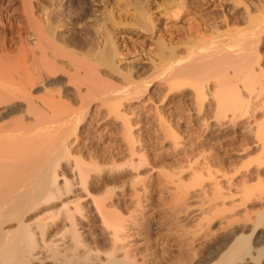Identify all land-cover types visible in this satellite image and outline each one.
<instances>
[{
	"label": "bare ground",
	"instance_id": "1",
	"mask_svg": "<svg viewBox=\"0 0 264 264\" xmlns=\"http://www.w3.org/2000/svg\"><path fill=\"white\" fill-rule=\"evenodd\" d=\"M3 1L0 0V264H48L50 261L53 262L51 264H175L181 261L184 256L180 252L168 256L164 244L155 240L153 248L156 250L153 253L138 252V244H135L133 237L138 227L135 216L138 207L142 206L140 201L138 205L131 196L135 201L126 217L122 211L123 202H113L114 190L104 189V196H93L90 192L101 183H96L99 179L90 182L93 178L91 173L104 172V165H109L107 169L113 175L124 166L133 172L147 167L148 164H145L149 161L141 148L142 139L138 137L140 129L137 122L141 113L136 111V106L140 107V104L133 106V103H141L142 98L151 95L149 88L154 82L162 87L157 96L158 100L162 98V102L168 92L187 85L196 91L194 94L199 105L204 98L206 100V95H211L215 103V114L212 115L222 118L229 113L230 119L226 118L232 123L237 113H245L254 102L263 109L262 119L252 116L249 118L253 120L248 119L243 124L247 134L253 132L255 135L257 143L254 144L260 155L252 159L255 152L250 145L244 144V148H238L236 156H243L245 160L240 162L238 170L232 166L234 170L229 178L224 166L226 159L220 157L216 160L220 178L229 179V183L225 186L217 182V196L215 193L213 201L218 202L223 215L227 211L238 218L236 209H244L240 220H233L232 215L229 224L242 222V225L221 241L214 254H210L214 262L210 260L211 264H264V186L260 178L262 173L259 172L264 166V58L259 50L264 44V0H256V5L249 0H229V4L234 6L232 12H209L210 15L207 13L205 16H199L198 11L193 12V19L198 17L197 22L196 19L190 22L186 18L187 28L175 25L182 22L184 25L183 19L189 15L193 4L198 3L202 9L209 8L215 0H121L123 6L117 0H59L61 6L58 11L46 7L47 10L44 13L41 11L43 15L40 17L35 15V10H41L47 2L20 0L22 25L14 24L7 17V7H2ZM218 1L220 3L221 0ZM6 2L10 3L11 0ZM152 10L154 12H150ZM233 15L240 18L231 23ZM164 19L169 20L172 26L167 30L166 26L165 29L162 27L161 31L159 24ZM92 21L101 23H95L96 26L92 23L91 26ZM216 23H220V26H213ZM236 24L244 27L237 30ZM94 26L96 30H93ZM220 27L225 30L221 31ZM137 28L147 35L143 44L156 45L155 53L152 52L154 55L147 53L150 58L154 57L151 60L145 55L148 63L141 67L138 65L139 68L133 64L135 61L121 67L118 65L121 55L116 37ZM157 33L160 35L155 40ZM23 35L32 40L22 38ZM15 37L19 38L21 46L15 42ZM24 39L25 47L21 48ZM174 40L177 42L173 43ZM239 77L244 79L241 83ZM245 79L254 82L247 85ZM238 82L242 85L239 90H243L245 84L249 87L245 86L244 89L245 93L249 91V96L256 86L263 87H257L261 92L254 89V94L257 93L253 96L256 99L261 96L260 101H253L252 96L239 98L242 94L238 90L240 86L236 85ZM209 83H213L214 88L211 94L208 89L209 93L205 95ZM225 99L229 102L224 103ZM131 103L135 109L131 108ZM165 105L160 110L167 107ZM253 108L249 107L251 110ZM200 110L198 106L196 112ZM155 113H158L160 124L164 123L162 112ZM111 133L119 138L112 144L120 140L123 146L113 148L112 144L111 147L104 144ZM104 137L108 139L102 140ZM118 160L123 163L119 164ZM231 162L229 164L232 165L235 161ZM65 166L69 177L67 172L65 174ZM239 167L244 169V176L241 169L239 176H243V181L242 177L237 178L236 186L232 179L240 172ZM104 177L100 180H106ZM137 177L135 175V180L130 179L132 184L141 179L139 184L143 186L144 180ZM255 177L259 181L258 187L248 188L245 185L243 188L242 185L239 193H232L231 187H238L241 181L250 184ZM148 186L151 187V184ZM147 188L145 184L140 190L149 194ZM136 190L140 196V190ZM133 193L136 194L135 191ZM82 194L84 197L80 196ZM147 194L146 197L151 193ZM143 197L146 198L145 195ZM257 197L263 200L260 201L263 206L257 209L250 205L249 208L247 205L253 203L252 198ZM89 205L109 239V249L104 252L93 251L83 232V220H87L83 213ZM249 211H254L253 215ZM175 212L178 217V212ZM175 218L172 217L176 223L179 218ZM171 259L173 261L170 262Z\"/></svg>",
	"mask_w": 264,
	"mask_h": 264
},
{
	"label": "rangeland",
	"instance_id": "2",
	"mask_svg": "<svg viewBox=\"0 0 264 264\" xmlns=\"http://www.w3.org/2000/svg\"><path fill=\"white\" fill-rule=\"evenodd\" d=\"M43 1L47 2V4H45L46 6L44 5V8H41V10L39 8H36L35 15H37V17H40V15H43V13L47 10L46 7L48 9L52 8V9H56L58 11L60 6H61V3L59 0H43ZM196 1H198V0H196ZM217 1L218 0H215V2H213V5L211 7H209V8L203 7V9L198 3L193 4V6L196 8L192 7L190 9L191 13L189 12L188 13L189 15L183 19L184 25L182 22V23L176 24L175 27L183 26L184 28H187V27H185V26H188L187 25L188 22H187L186 18L190 22H192L193 20L196 19V22H197V18H198L197 16H196L197 18L195 17V19H193L194 13L196 11H198L197 13H199V16H202L203 14H204L203 16H205V15H207V13L209 15L212 12L220 14L223 11H225V12L231 11L232 12V10H234V9H232L234 6L229 4L230 3L229 0H227L228 2L225 0L226 1L225 5H224V2H225L224 0H221V1H224L222 3H221V1H220V3H218L219 1L218 2ZM245 1H248V0H245ZM249 1H251V2L253 1L252 3L255 5L257 4L256 0H249ZM116 2L121 3V0L120 1L117 0ZM164 2H165V4L168 3L166 1H164ZM48 3H50V4H48ZM51 3H53V4H51ZM123 4L124 3H121V6H123ZM218 4L219 5L221 4V7ZM222 4H223V8H222ZM195 5H197V6H195ZM20 6H21L20 0H11L10 3L6 2V0H5V1H3V4H2V7L4 9L7 7L5 9L7 14H8L7 17L10 18L14 24H21L22 25V24H24V21H23L22 15H21L22 14V12H21L22 7H20ZM198 7L200 8L199 10H198ZM228 8H230V9H228ZM211 10H213V11H211ZM172 11L169 10V12H172ZM255 11L256 10L253 9L254 13H255ZM150 12H154V11L152 10ZM162 16H163V12L161 13V18H162ZM237 17L240 18L239 15H233L231 18L233 21L231 23H234V21L237 19ZM98 22H100V21H98ZM98 22L92 21L90 23V25L92 23L93 24L97 23V25H98ZM93 24L91 26H93ZM171 24L172 23L169 20L166 21L164 19L161 21V24H159V28L162 31L163 28L166 26V30H167L168 27L172 26ZM214 25L220 26V23L213 24V26ZM236 25H234L233 27L235 28ZM95 26H96V24H95ZM95 26H94L93 30L97 29V27H95ZM237 26L239 27V29H238V27H236L237 30H240L244 27L243 25L241 26L240 24ZM220 28H221L220 29L221 31L225 30V28H223V27H220ZM127 33L128 34L121 33L118 37H116L117 47H119V52L121 55L119 60H118V63H119L118 65L121 67H124V65L129 64V63H133L134 61L135 62L133 64H136L137 65L136 67H138V65H139V67L147 65L145 63H148V59L150 58L149 54H151L152 52L155 53L153 50H155V48L157 49L156 45H153L151 43H146V45L143 44L142 41L147 38V35L145 33H141L138 28L132 32L130 31ZM122 35H123V37H122ZM159 35H160V33H157L154 36V39L158 40L157 38ZM26 37L23 35L22 38L32 40V38L31 39L28 38L29 36H26ZM95 37H97V36H95ZM17 38L18 37H15L14 40H17L15 42L18 43V46H21V45H19L20 40H19V38L18 39ZM26 39H24L25 42L22 43L21 48L25 47ZM98 39H96V41H98ZM99 41H100V39H99ZM176 42H177V40L173 41V43H176ZM141 48H142V50H141ZM150 49H151V51H149ZM259 50H260V54H262V57L264 58V56H263L264 55V44L260 47ZM143 51H144V53L145 52L146 53L144 54ZM131 52H132V54H131ZM147 53H149V54L147 55ZM153 53L151 55H154ZM145 55L147 58L148 57L149 58L147 59L145 57ZM124 56H125V58H124ZM153 57L154 56H151L152 59H153ZM119 61H121V65H120ZM124 61H126V62L124 63ZM136 61L138 62V64ZM262 62H263L262 66L264 67V59ZM122 63H124V64H122ZM263 70H264V68H263ZM238 80L241 83L242 77H239ZM252 82H254V81H252ZM252 82L247 81L246 84L250 85V84H252ZM240 83L238 82L236 84V85H238V87L240 86L239 88L237 87L238 90L242 89V85ZM116 84H118V83H116ZM244 84L245 83H243V86H244ZM246 84H245V86H247ZM255 84H257V82H255ZM213 86H214L213 83L208 84V88L205 89V91H206L205 95L209 93V91H207L208 89L210 90V94H211L212 89L214 88ZM245 86H244L243 90H239V92H241V94L243 95L242 96L240 94L241 96L239 95L240 96L239 98L243 97L245 99H248L246 96H249V94H248L249 91L247 90L248 93L244 92ZM254 86L255 85H253L252 87H254ZM257 87L258 86H256L255 88L257 89ZM259 87H260V89L261 88L263 89L264 86L263 87L259 86ZM247 88L249 89L248 86H247ZM149 89H150L151 95H148V97L146 96V99H145V97L142 98L141 103L135 102V103H133L134 105L132 103L130 104L131 108L135 105L140 104V107L136 106V111L138 113H141L140 117L138 118L139 123L137 122V124H138L137 126L140 129L138 131V133H140L138 135V137L140 139L139 138L138 139L139 140L142 139L140 144L144 148L143 147H141V148H142V151L146 152V153H144V152L143 153L145 154V157L148 158L146 160L149 161L145 164V165L148 164L147 167L144 166L146 168L142 167L143 168L142 170H138L139 172L134 171L135 172L134 173L132 170H131L132 171L131 172L130 169H127L128 168L127 166H126L127 168L124 166V168L122 167L123 169L118 168L119 171L116 170L117 173H115V175H113L114 173H112V172H114V171H111L112 174H110L109 170L107 169L108 168L107 166H109V165H106V166L101 165L105 169V171L104 170L103 171L106 173H104V172L99 173L101 175H99L97 173H96V175H95V173L94 174L91 173V175H92L91 178L92 177L93 178L90 179V182L94 181V179H97V180L99 179L96 183L101 182L102 184L101 183L99 185L97 184V186L92 188V191H90V192L93 196H101V194L108 188L110 189V191H111V189H112V191L114 190L115 191V192L113 191L114 194H112L113 192L111 193L113 195L112 199H114V201L113 200H111V201H113L115 204L123 202L122 211L124 212L123 214L126 217L128 216V213L130 212L129 208L130 207L133 208L132 203H133V201H135L134 199H136V203H139L138 201H140L142 206L140 205V203L138 204V205H140V207L137 206L139 209H137V208L136 209L139 211L137 212V214L135 216L137 218L136 221H138L137 222L138 227H136L137 232L135 233V235L137 234L138 236L136 235L137 236L136 237L134 235L135 238L133 237V240L134 239L136 240L135 244L136 245L138 244L137 245L138 252L147 253V254H149L150 252L153 253V251L156 250L155 248H153V247H155L154 244H156V242H157V243L164 244L163 248L165 249V252L168 254V256L169 255L173 256V254L175 255L178 252H180L184 256L182 258L183 260L181 259V261H179L178 263H175V264H181L182 261H183L182 264H205L206 262H208V264H211L212 261L214 262V260H212V255H210V254H212V253L214 254V252L217 250L216 248L218 247V245L221 244V241L223 239L229 237L232 234L234 229H238V227L240 228V226L242 225V222H236L235 224L229 225L230 221H231V216L234 213L231 214L230 212L226 211V213L224 212V215H223V212H221L220 211L221 209L217 206L218 202L213 201L214 198L217 196V190H216L218 188L217 182H219L221 185L223 184L225 186H228L227 183H229L228 182L229 179L227 181L226 179L224 180V179L220 178L221 172L219 173L220 169L218 168L219 166H218L217 161L221 158L226 159V160H224V166L226 167L225 172L227 171L226 173H228L227 178H229L233 173V170H234L233 167H235V170L236 169L238 170L237 167L241 166V165H239L240 162L242 160H245V159H242L243 156H240L238 154L239 156L237 157L236 156L237 154L235 153V152H238L239 149H241L240 147L244 148V146H245L244 144H246V146L250 145V148L254 149V152H255L254 156L255 157L252 155L253 156V157L251 156L252 159H255L256 155H257V157L260 155V153L259 154L257 153V152H259V151H257L258 147H255L256 144H254V143H257L256 139L254 138L255 135L253 134V132H252V134H250V133L247 134L248 131L245 132L246 129L244 130L245 125L243 126V124L248 119L253 120V119L249 118L252 116H253L252 118H258V119L261 118L262 119L261 116L263 114V112H262L263 109L257 107L256 106L257 104L255 105V102H254L253 106H250L251 104L248 106L247 111L245 113H243L242 111H241L242 113L239 112L240 115H238V113H237L235 115L237 118L234 116V122L232 123L228 120V119H230L229 117L231 116V114H229V113L226 114L227 115L226 117L228 119L226 117L215 118V116L212 115V114H215L214 113L215 103L212 101L213 98L211 97V95H206V100L204 98L202 104H200V105L197 104V103H199V102H196V101H198V98H197V95L194 94V93H196V91L188 85L182 87L181 89L180 88L179 89H173L172 90L173 92L172 91L168 92L169 94H167L164 102H162V100H161L162 98L158 100V97H157L161 93L160 90L162 91V87L159 86V84L154 82L151 84V87ZM254 89H253V93H251L250 95L254 98L253 101H256L257 99L259 100V98L261 97L260 96L257 99H256V97H254L255 94L257 93L256 91L261 92L262 90H259V89L256 90L255 89L256 93L254 94ZM253 94H254V96H253ZM151 96H153V97H151ZM251 96H249V97H251ZM147 98H148V101H147ZM151 98H153V99H151ZM258 100H257V102H258ZM223 101H224V103H227L228 100L225 99ZM165 103H166L165 106H167V107H163V109L160 110ZM209 105H211V106H209ZM198 106H199V108H201V110L199 112H196V111H198ZM254 106H256L259 109L253 108ZM137 107H139V108H137ZM156 107L158 109H155ZM249 107H252L253 109L251 110V109H249ZM133 108L135 109V107H133ZM209 108H211V109H209ZM254 109H257V111ZM93 110H94V108H93ZM156 110L160 113L162 112L161 114L163 115V118L165 120L164 123L161 122L162 124H160V121L157 120V118H158L157 114L158 113L157 114L155 113V112H157ZM169 114H171V115H169ZM241 115H242V117L240 118ZM238 118H239V120H238ZM228 121L231 123V125ZM237 122H238V124H237ZM234 123H236V125ZM237 126H239V127H237ZM81 130L83 131L84 129H81ZM81 130H80V132H82ZM106 131L107 130H105L103 133H105ZM166 131H168V132H166ZM163 132H165V133H163ZM234 132L238 133L239 136L236 133L234 135ZM172 133H173V135H172ZM108 134H109V132H108ZM234 137L235 138L237 137L238 141ZM105 138L106 137H104L102 140H105ZM233 138H234V140H233ZM106 139H108V138H106ZM116 139H119L118 136L115 137V135L113 136V134H112L111 137H109V139L106 140V142L104 144L105 145L110 144L109 147H111L112 142L116 141ZM109 140L110 141L112 140V141L110 142ZM119 142H121V141L117 140V142H115L116 144L115 143L112 144L113 148L115 146H118V145L123 146L124 143H119ZM105 145H104V147H105ZM245 148H247V147H245ZM236 149H237V151H235ZM239 157H241V158H239ZM231 160L233 162L235 161L234 162L235 165L229 164L231 162ZM120 162L118 160L119 164L123 163V161H121V160H120ZM243 162H246V161H243ZM228 167L230 170L228 169ZM252 167L253 166H251V168ZM254 167H255V165H254ZM254 167L252 168V170H254L256 168V167L255 168ZM217 169H219V170H217ZM241 169L239 167V171L241 170L243 173L244 169L243 168H241ZM64 170H65V174L67 172L66 175H68V169L66 168V166L64 167ZM241 171L238 174H235L236 176L234 175L233 178H235V179H232L235 181V182H233L234 185L237 184L236 183L238 181L237 178L242 177L241 180L243 179L244 173H243V176L242 175L239 176V174H241ZM254 171H256V170H254ZM123 172H124V174H123ZM259 172L262 173V174H260V178H261V180H263L262 185L264 186V176H263L264 175V166L262 168H260ZM145 174H146V177H145ZM149 174H150V177H149ZM108 175H110V176L108 177ZM135 175H138L137 178L141 177L144 180L143 181L144 185L141 183L143 186H145V184H146L147 187L149 188L150 186H148V185L151 184V187L149 188V194L151 193L150 196L146 197V194L148 193V191L145 194L143 192H141L140 188L143 187L139 184L141 179H139L138 183L135 182L137 185H135V183L132 184L133 183L132 180H135L134 179ZM67 177H69V175ZM103 177L106 178L107 181L105 179H104V181H101L100 179ZM262 177H263V179H262ZM146 178H148L151 182L149 181L150 182L149 183ZM130 179H132V180H130ZM241 180L239 179V181H241ZM256 180H257L256 177H255L254 181L250 180L251 185L248 182H247L248 184L243 183L242 182L243 180H242L241 182H239L242 184L239 185L238 187H236L237 185L231 187V190L234 191L232 193H237L238 190H240V187H242V185H243V188L245 185L248 188L258 187L259 181L257 182ZM152 181H153V183H152ZM214 182L216 183V186H215ZM106 184H107V186H106ZM130 184L132 186H135V188L130 186ZM103 185H105L106 188H102V187H105ZM176 186H178V187H176ZM236 188H239V189H236ZM93 189H94V192H93ZM97 189H100V190L98 191ZM109 189L107 191H109ZM136 189H138V191L140 190L139 194L143 193V196L145 195L146 198L141 196V194H140V196H138V194H137L138 192ZM178 189L181 191H179ZM101 190H102V192H101ZM133 190L136 192L135 195L133 193L134 192ZM94 193L96 195H94ZM117 193H118V195H117ZM215 193H216V196L214 195ZM149 194H147V195H149ZM82 195H80V196L84 197V194H82ZM102 195L104 196V194H102ZM148 197H150V198H148ZM205 198H207L209 200H207ZM138 199H140V200H138ZM235 199H236V197L234 198V200ZM252 199H253L252 204L250 202H249L250 203L249 205L246 204L247 206H249V208H250V205L255 206V208L257 207V209L261 208L263 206V203L262 204L260 203L261 199H258V197L252 198ZM254 199H256L257 201ZM109 201L107 200V202H109ZM209 201H211V202H209ZM254 201H256L259 205ZM214 202H216V203H214ZM229 203H230V201L227 202V204L229 206L228 208H230ZM127 204H130V206ZM141 207H143V208H141ZM178 207H180V208H178ZM173 208H175V209H173ZM84 209L86 210V207ZM87 209L90 211L86 210L83 213L85 215V217H87V220H83V222H84V231L83 232H84L85 237L87 236L86 237V240L88 239L87 244L89 245V243H90L89 247L91 246L90 248L93 251L97 250V252H102V251L104 252L105 250L109 249L108 248L109 247V245H108L109 239H108L107 233L105 232L106 230H104V228H102L101 225L99 224V221L96 218V216L93 212V209L92 208L90 209V205ZM172 209L178 212V215H179L178 217L176 216L177 213L175 211H172ZM243 209L244 208H242V207L236 209V212L239 213V216H240V214L243 213L242 212ZM174 212L176 214H174ZM249 212H252V215L254 213V211H249ZM173 216L176 217L175 219L179 218V219H177V221L174 219L176 221V223L173 222V219H172ZM239 216L237 218L233 215L232 219L233 220H238V219L240 220ZM178 225H180V227ZM236 225H238V226H236ZM130 240L132 241V239H130ZM132 244H133V241H132ZM166 253H165V255H167ZM171 261H173V260L171 259L170 262ZM49 263L51 264L53 262L50 261ZM168 264H170V263H168Z\"/></svg>",
	"mask_w": 264,
	"mask_h": 264
}]
</instances>
